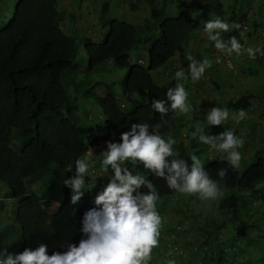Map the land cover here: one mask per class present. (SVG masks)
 Here are the masks:
<instances>
[{
    "label": "trees",
    "instance_id": "1",
    "mask_svg": "<svg viewBox=\"0 0 264 264\" xmlns=\"http://www.w3.org/2000/svg\"><path fill=\"white\" fill-rule=\"evenodd\" d=\"M146 2L148 14L140 22L109 17L110 9L105 3L100 9L101 23L105 17L100 39L84 40L64 31L59 0H10L7 6L12 9L10 16H6L8 9L4 8L8 2L0 0V183L7 188L6 198L16 202L14 222L7 234L0 224V247H5L8 253H19L44 243L51 254L65 251L69 242L78 243L82 238L79 228L83 214L94 207L92 201L106 184L96 187L95 191L85 189V195L73 205L71 189L62 181L74 174V160L101 140L113 137L119 142L120 134L128 131L132 123L146 122L159 124L158 131L165 138L171 135L176 140L173 147L177 154L189 164L188 158L197 155L204 170L219 182L224 192L218 202H204L196 195L170 190L162 178L148 176L146 170L139 168L160 194V214L168 207L183 214L192 213L198 236L191 238L188 245L194 250L196 264H211V257L218 252L223 257L215 264H264V238L261 241L255 229L249 228V222L256 225L259 216L264 219V210L245 211V220L239 219L233 231L228 229L234 221L232 207L237 199H243V204L238 203L240 207L255 208L262 203L264 148L250 145L253 153L249 160L233 169L226 159L213 155L217 153L209 151L198 138L189 136L188 143H182L180 137L186 134L180 129L184 118L179 114L169 112L161 117L151 108L154 99L166 101L168 88L167 83L156 82L152 74L176 58L177 53L187 51L186 43L205 12H217L219 0H187L177 12L166 9V0ZM245 17L241 14L235 19L239 27ZM228 20L231 22L234 18ZM72 29L74 32L75 28ZM143 43L146 62L133 63L130 52ZM257 57L264 62V46ZM122 69L126 70L123 84ZM77 70L84 74L82 85L72 81ZM104 72H112L113 78L104 81L100 78L99 82L90 84L94 82L92 74ZM174 76L168 69L159 75L162 81ZM215 86L219 88L217 83ZM255 93L246 98L260 100ZM78 97L93 99L102 117L95 122L82 119L77 113ZM118 97L122 98L124 107ZM231 106L234 110L242 109V106ZM202 117V113L193 115V120ZM243 144L246 146L247 142L244 140ZM70 163H73L71 172L65 170ZM95 167H99V159ZM221 168L227 170L222 179L217 176ZM104 178L98 177L97 181L107 179ZM35 180L43 184L31 188L29 182ZM90 181L86 177V183ZM191 200L198 206L188 205ZM213 206L219 215L214 211L216 218L211 220L209 212ZM256 212L260 213L255 215ZM221 231L222 243H219ZM177 245V240L161 243L159 250L176 249ZM196 254L203 256L200 259ZM167 258L182 263L178 252Z\"/></svg>",
    "mask_w": 264,
    "mask_h": 264
},
{
    "label": "clouds",
    "instance_id": "2",
    "mask_svg": "<svg viewBox=\"0 0 264 264\" xmlns=\"http://www.w3.org/2000/svg\"><path fill=\"white\" fill-rule=\"evenodd\" d=\"M4 1L8 2L4 7L8 9L6 16H10L12 9L7 7L10 0ZM108 16L110 17V13ZM229 27V23L219 17L204 21L203 24L207 40L214 42L215 49L225 52L226 55L222 58L227 60L233 53L241 55L243 47L236 36H231L227 43L221 38V34L228 32ZM242 27L243 25L240 29ZM245 51L250 58L255 59V53L259 49L248 47ZM187 60L188 74L193 82L198 81L206 68L210 67V61H199L191 54L187 56ZM175 75L182 77L184 72L177 71ZM188 95L185 87L177 83L174 87L167 88L165 93L167 102L165 99H154L151 108L161 117L169 112L186 114L191 109ZM118 102L124 107L122 100ZM246 116V112L241 109L233 119L238 123ZM228 118L229 111L226 108L214 106L206 113L205 124L190 126L194 129L191 135L207 145L209 151L213 150L221 158L226 159L228 165L235 169L239 167L241 160L238 149L242 147L243 140L232 128L212 135L208 127L222 125ZM158 129L159 124L136 122L130 125L128 131L120 134L119 142L113 137L101 140L98 145L91 148L96 149L101 143L104 145L107 143L106 150L100 154L98 171L95 168L96 161L89 153L74 160V174L62 181L71 189V204H78L85 195L86 177L91 178L94 185L98 177L108 179L92 201L94 207L83 214L79 228L82 238L78 243L69 242L65 251H53L51 254L44 243L35 249L25 248L19 253H8L5 247H0V264H150L152 251L160 242L162 227V216L158 211L160 194L152 181L139 171L140 167L147 171L148 176L151 174L162 178L167 187L176 193L196 195L204 202H218L224 196L219 182L204 170L201 159L192 154L189 157L191 161L189 164L174 149L176 140L171 135L165 138ZM128 165L136 168L132 169ZM65 170L71 172L73 163L66 166ZM226 171V168L218 169L217 176L224 178ZM0 186L3 185L0 183ZM88 187L92 189L94 186ZM142 188L146 191H141ZM3 189L6 191L4 187ZM262 203L264 205V196ZM255 208H257L255 211L264 210L262 206L256 205ZM254 210L251 209L249 212ZM259 213L256 212L255 215ZM164 264L177 262L173 258H167Z\"/></svg>",
    "mask_w": 264,
    "mask_h": 264
},
{
    "label": "rangeland",
    "instance_id": "3",
    "mask_svg": "<svg viewBox=\"0 0 264 264\" xmlns=\"http://www.w3.org/2000/svg\"><path fill=\"white\" fill-rule=\"evenodd\" d=\"M185 1L187 0H166L165 7L172 12H177L183 9L184 5H181V3ZM105 3L108 4V8L110 9V17L119 16L120 18L132 22H140L148 14L146 0H59V12L62 16L61 26L66 33H69L70 35L72 34L77 37V39H99L104 31L103 27L105 19L104 17L101 23L100 9ZM191 11L194 12L193 9ZM241 14L246 15L245 20L242 22V29L236 27L238 24L235 21V19ZM217 17L228 22L230 26L228 32H223L221 34V38L227 43L231 36H236L243 46L241 49V55L237 56L233 53L231 56L228 55V60L227 58L223 59L222 56L226 55V53L215 49L214 42L207 40L206 34L203 31L204 21L215 19ZM231 17H233L234 20L229 22L230 20H228V18ZM72 27L75 28L74 32H72ZM263 46L264 0H219L217 12H205L196 31H194L189 41L186 43L185 49H187V51L182 54L177 53L176 58H171L162 68L152 74V77L156 82L167 83L166 86L168 87H174L179 83L182 84L189 93L188 103L191 105V109L186 114H179L184 118V125L180 128L182 133L186 134V136L182 135L180 137L183 144H187L190 140L189 136H192L191 131L194 129L190 126L195 124H205L206 113L210 108L217 106L226 108L229 111V118L222 125L208 126L210 134L215 135L221 133L230 127L235 131V134L238 137L247 142L246 146L243 144L242 147L238 149L241 153L239 167L246 163L251 157L253 148L250 145L255 148H264V116H260V113L264 112V62L257 57V55L260 56L262 53ZM248 47L259 49V51L255 53V59L250 58L245 51ZM189 54L199 61H210V67L206 68L203 76L196 82H193L188 74L187 67L189 62L187 56ZM146 56L147 54L144 43L130 52V57L133 63H136L139 60H142L140 63H145ZM170 66H172V68ZM164 69L173 71L174 75L177 71H183L184 76L177 77L175 75L174 77H169L167 80L162 81L160 80L161 78L159 75ZM125 75L126 70L122 69V71H120V76L123 78L121 84L124 83ZM91 77L94 82H90V84H94L101 79L103 81L111 80L113 75L112 72H104L100 74L94 73ZM83 79L84 74L79 70L72 75V81L78 82L80 85L83 84ZM215 83L219 85V88L215 86ZM193 90H195L196 93L192 94ZM69 91L72 90L69 89ZM254 93L257 97H260V100L246 98L247 95H252ZM120 98L121 97H118V101L122 100ZM191 98H193V100H191ZM245 102L248 104H245ZM96 105L97 104L93 99L83 100L78 97L77 113L86 122H95L101 117V112ZM231 105L236 107L242 106V109L247 114L246 118L237 123V121L233 119V116L238 114L239 111L234 110ZM200 113H202L203 117L194 121L193 115H199ZM229 121H231V126H229ZM251 125H255L254 128H251ZM222 128L223 130H221ZM252 136L256 137V139H252ZM186 137H188V140ZM106 146L107 144L104 145L101 143V146L96 149H90L88 153L93 160H100L101 152L99 151L104 150ZM95 168L97 171L99 170V167ZM103 179L105 178L103 177ZM107 182L108 179L105 181H96L94 185V181L91 179L89 183H86L85 189L95 191L96 187L102 186ZM40 184H43V182L39 180L29 182L31 188H37ZM88 185H93L94 187L90 189ZM3 187L7 189L5 186H0V204H2V207L0 208V224L3 233L7 234L14 222L16 202L6 198V191ZM236 202L237 204L239 202L243 203V199L240 201L237 199ZM192 203H194V206H198L193 200L189 201L188 205ZM237 204H234L235 207H232L235 211L233 212L234 221L228 228L230 231H233L237 227L239 219L245 220V211L251 213L249 210H257V208H250L247 206L239 207ZM261 206L264 208L262 203L259 207ZM210 210L212 212H209V217L211 220L215 219L216 215L214 214L215 212L217 213L216 206L211 207ZM262 214L264 215L263 212ZM160 215L162 216L161 235L159 237L160 242L152 251V260L150 261V264H154L153 262H155V264H164L165 259L175 252H178V254L181 255V264H196V256L193 253L194 250H190V246L188 245L191 238L198 236L196 227L194 226L196 222H194L192 213L183 214L175 211V208L168 207V209L163 210ZM218 215L219 212L217 213V216ZM257 220L258 224L256 225L249 222V228L255 229V232H257L256 235L261 238L262 241L264 238V219L259 218ZM203 221L206 222V220ZM222 234L223 231L219 232V243H222ZM173 240H177L178 242L176 249L163 247L159 250L161 243H173ZM196 255L200 259L203 256L202 254ZM221 257H223L222 252L213 255L211 257V264L217 263Z\"/></svg>",
    "mask_w": 264,
    "mask_h": 264
},
{
    "label": "built area",
    "instance_id": "4",
    "mask_svg": "<svg viewBox=\"0 0 264 264\" xmlns=\"http://www.w3.org/2000/svg\"><path fill=\"white\" fill-rule=\"evenodd\" d=\"M99 147V146H98Z\"/></svg>",
    "mask_w": 264,
    "mask_h": 264
}]
</instances>
